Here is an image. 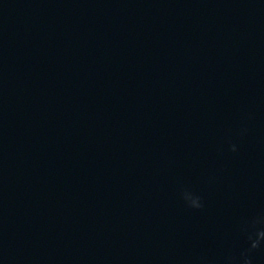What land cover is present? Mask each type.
I'll return each instance as SVG.
<instances>
[{"label": "water", "instance_id": "water-1", "mask_svg": "<svg viewBox=\"0 0 264 264\" xmlns=\"http://www.w3.org/2000/svg\"><path fill=\"white\" fill-rule=\"evenodd\" d=\"M0 264H264V0H0Z\"/></svg>", "mask_w": 264, "mask_h": 264}]
</instances>
